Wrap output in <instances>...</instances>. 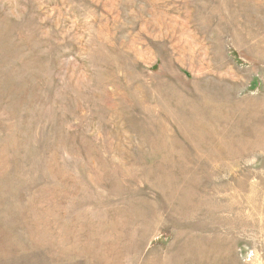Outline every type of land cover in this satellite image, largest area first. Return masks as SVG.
Returning <instances> with one entry per match:
<instances>
[{
    "label": "rangeland",
    "instance_id": "1",
    "mask_svg": "<svg viewBox=\"0 0 264 264\" xmlns=\"http://www.w3.org/2000/svg\"><path fill=\"white\" fill-rule=\"evenodd\" d=\"M0 264H264V0H0Z\"/></svg>",
    "mask_w": 264,
    "mask_h": 264
}]
</instances>
